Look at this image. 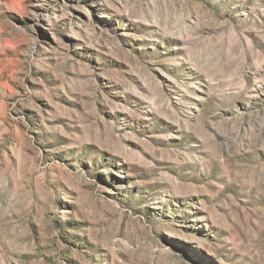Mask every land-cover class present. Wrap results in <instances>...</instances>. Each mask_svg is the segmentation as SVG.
Instances as JSON below:
<instances>
[{
    "label": "rangeland",
    "instance_id": "374dc122",
    "mask_svg": "<svg viewBox=\"0 0 264 264\" xmlns=\"http://www.w3.org/2000/svg\"><path fill=\"white\" fill-rule=\"evenodd\" d=\"M0 264H264V0H0Z\"/></svg>",
    "mask_w": 264,
    "mask_h": 264
}]
</instances>
